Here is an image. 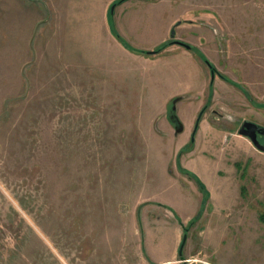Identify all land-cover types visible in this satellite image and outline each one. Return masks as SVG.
<instances>
[{
  "label": "rangeland",
  "instance_id": "1",
  "mask_svg": "<svg viewBox=\"0 0 264 264\" xmlns=\"http://www.w3.org/2000/svg\"><path fill=\"white\" fill-rule=\"evenodd\" d=\"M222 11L261 61L264 0H0V264L106 263L98 245L77 263L73 241L104 232L106 264H156L177 231L189 264H264V155L246 160L229 137L242 119L211 112L223 64L199 47L148 55L172 30L217 32ZM243 119L264 127V110Z\"/></svg>",
  "mask_w": 264,
  "mask_h": 264
},
{
  "label": "crops",
  "instance_id": "2",
  "mask_svg": "<svg viewBox=\"0 0 264 264\" xmlns=\"http://www.w3.org/2000/svg\"><path fill=\"white\" fill-rule=\"evenodd\" d=\"M155 1V0H154ZM224 10V9H223ZM193 12V11H192ZM222 14L217 15L219 18V29L217 32L214 31L212 28L213 26L206 25L210 28L209 30V35L204 36L205 39L199 37V39L196 42H193L192 44L188 41L185 40L187 44H190L193 48L199 47L204 53H209L213 54L215 59L219 61L222 66H218V71L223 78L220 76H215L216 77V83L218 88V104L216 103L215 105H212L211 107H214L211 112L216 113L219 117H222V120H228L231 119L232 117H239L241 118V122H244V115L251 111L254 112L255 114L258 115L259 111L264 110V56H262L261 61L256 62L255 65L251 64L248 61V59L252 60L254 59L253 57L249 58L248 55H250L248 52H260V44L257 42H254L252 39L251 41L249 40L244 42V41H239V39H236V37H231L228 33L226 34V31H228L230 34H232L234 27L236 26L237 22L229 21L226 17L225 11L221 12ZM235 20V19H234ZM187 24H191V26L196 29L203 30L205 34L207 33L206 26L205 24L201 23V21H194L191 18V21L187 20ZM178 27V25L176 26ZM232 31V32H231ZM238 38V37H237ZM246 43L250 45L247 47ZM238 47H237V46ZM253 45H255L253 47ZM253 47V48H252ZM188 52H191L192 50H187ZM221 53V54H220ZM211 56V55H210ZM232 76L230 78V76ZM255 109V111H252V109ZM218 111H217V110ZM234 113V116L233 114ZM242 115V116H240ZM216 128V127H214ZM213 128V129H214ZM236 132H231L230 134H233L232 136H229L230 139L234 138V140H238L237 142L239 143H244V142H250V153H248L247 157L249 160L252 158H260L261 156L264 155L263 152L257 150L252 146L251 141L243 136H239V131L237 134H234ZM239 138V139H237ZM244 140V141H243ZM237 154V153H236ZM243 157V156H242ZM245 157V156H244ZM243 157V158H244ZM245 159V158H244ZM90 233H83L82 230H79L78 232H75V237L76 236H93L95 235L93 230H89ZM113 233H100L102 235L100 239L97 240H90V243H87L85 239H79L78 237L75 238V244L79 246V256H77V260L79 262H82L85 259L93 260L95 259V256L91 254L97 245L99 246V251L98 252H105V261L108 263V260H111L113 257L112 250L111 252H107L108 245L110 244L113 246V239L112 237L109 238ZM123 236V234H121ZM183 232L182 231H177L174 233V244L172 246V252L170 255V258H166L163 260H159V262H155L156 264H174V263H180L182 262L181 256H178V251H179V243L182 239ZM109 238V239H108ZM145 242H143L144 244ZM89 244V245H88ZM89 246L87 248L85 257L83 253H81V248L85 246ZM94 245L96 247H94ZM121 246V244H118ZM105 247V248H104ZM144 247V246H143ZM104 249V250H103ZM83 256V257H82ZM65 257V256H64ZM98 260L102 259L100 256L96 257ZM82 259V261H81ZM184 260L189 261V262H195L193 261L192 258L185 256ZM67 263V261H66ZM102 263V264H106ZM210 264V263H208Z\"/></svg>",
  "mask_w": 264,
  "mask_h": 264
},
{
  "label": "water",
  "instance_id": "3",
  "mask_svg": "<svg viewBox=\"0 0 264 264\" xmlns=\"http://www.w3.org/2000/svg\"><path fill=\"white\" fill-rule=\"evenodd\" d=\"M180 24L181 23H179V25ZM171 38L175 39V30H172V32H171ZM174 44L182 45V46H185V47L188 48L186 43L184 44V43L175 41ZM155 54H157L156 51H151V52L148 53V55H155ZM179 100L180 99L177 98L176 100H174V102H172V103H174V106L172 108V111L174 112L173 115L176 117V119L179 122V124L177 126H175L176 127V134L181 133L183 131V129H184V127H182L183 124L180 122L178 116L175 115V112L177 111V107H176L177 103L176 102L179 101ZM242 124L243 125L240 128V130H239V136H243V137L249 139L251 141V143L254 145V148H256L257 150H259V151L264 153V145H262V143L259 141L258 136H257L258 133H263V135H264V127L259 126L258 124H255L253 122L249 123L248 121H246V122H244ZM186 241H187V236H185L183 238L182 246H181V248H179L180 249L179 253H180V256L182 258L181 261H183V264H189V261L184 260V258L182 257L183 247L185 246Z\"/></svg>",
  "mask_w": 264,
  "mask_h": 264
},
{
  "label": "flooded vegetation",
  "instance_id": "4",
  "mask_svg": "<svg viewBox=\"0 0 264 264\" xmlns=\"http://www.w3.org/2000/svg\"><path fill=\"white\" fill-rule=\"evenodd\" d=\"M177 28V27H176ZM171 38V37H170ZM172 39V38H171ZM175 41H177V42H180V40L178 39V38H175V39H172V40H170L169 42V46H176V47H183L185 50H193V47L190 45V44H186L187 46H188V48L187 47H185V46H182V45H178V44H174L175 43ZM181 43H184L185 44V42H181ZM161 52H159V54H160ZM174 114V112L172 111V114H171V116H170V121L174 124V127L175 126H177L178 124H179V122H178V120L176 119V117L173 115ZM201 115V114H200ZM214 115H215V117L216 118H218L219 116L216 114V113H214ZM202 117V116H201ZM244 122H246V121H244ZM243 122V123H244ZM255 124H258V123H255ZM242 123H241V127H242ZM259 126H262V125H260V124H258ZM240 127V128H241ZM263 127V126H262ZM175 130H176V127H175ZM240 130V129H239ZM258 139H259V141L262 143V145H264L263 143H264V135H263V133H258Z\"/></svg>",
  "mask_w": 264,
  "mask_h": 264
},
{
  "label": "trees",
  "instance_id": "5",
  "mask_svg": "<svg viewBox=\"0 0 264 264\" xmlns=\"http://www.w3.org/2000/svg\"><path fill=\"white\" fill-rule=\"evenodd\" d=\"M122 1H125V0H122ZM169 46V43L167 44V43H164L159 49H157L156 50V52H157V54L159 53V52H162L163 50H165L167 47ZM212 68V71L213 72H217V70H216V68L215 67H211ZM222 76V75H221ZM224 76H222V78H223ZM225 78V77H224ZM202 115H200V117H201Z\"/></svg>",
  "mask_w": 264,
  "mask_h": 264
}]
</instances>
